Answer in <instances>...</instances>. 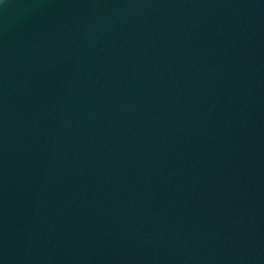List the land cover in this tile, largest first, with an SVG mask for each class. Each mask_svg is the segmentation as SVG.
<instances>
[{"label": "water", "instance_id": "water-1", "mask_svg": "<svg viewBox=\"0 0 264 264\" xmlns=\"http://www.w3.org/2000/svg\"><path fill=\"white\" fill-rule=\"evenodd\" d=\"M0 264H264V0H0Z\"/></svg>", "mask_w": 264, "mask_h": 264}]
</instances>
